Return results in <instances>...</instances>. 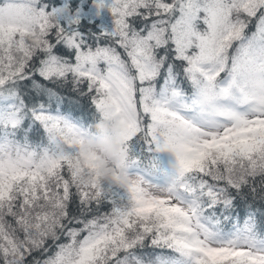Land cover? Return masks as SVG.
<instances>
[{
    "label": "snow or ice",
    "instance_id": "1",
    "mask_svg": "<svg viewBox=\"0 0 264 264\" xmlns=\"http://www.w3.org/2000/svg\"><path fill=\"white\" fill-rule=\"evenodd\" d=\"M94 6L0 0V264H264V0Z\"/></svg>",
    "mask_w": 264,
    "mask_h": 264
},
{
    "label": "clouds",
    "instance_id": "2",
    "mask_svg": "<svg viewBox=\"0 0 264 264\" xmlns=\"http://www.w3.org/2000/svg\"><path fill=\"white\" fill-rule=\"evenodd\" d=\"M119 131L120 125L115 118L99 119L93 126L92 135L84 143L83 151L96 165L95 172L100 182L111 181L126 187L131 177L126 170L117 169L112 163V158L120 152L121 146L116 140Z\"/></svg>",
    "mask_w": 264,
    "mask_h": 264
},
{
    "label": "trees",
    "instance_id": "3",
    "mask_svg": "<svg viewBox=\"0 0 264 264\" xmlns=\"http://www.w3.org/2000/svg\"><path fill=\"white\" fill-rule=\"evenodd\" d=\"M92 0H76V3L81 8V23L86 29H90L94 32H101L103 30L111 29L113 25V21H103L100 20L97 14L93 13L90 9V3ZM85 113L88 111L87 101H84V109ZM39 135V134H37ZM35 138V136H34ZM161 159L167 162L169 159L165 157L164 154H161Z\"/></svg>",
    "mask_w": 264,
    "mask_h": 264
},
{
    "label": "rangeland",
    "instance_id": "4",
    "mask_svg": "<svg viewBox=\"0 0 264 264\" xmlns=\"http://www.w3.org/2000/svg\"><path fill=\"white\" fill-rule=\"evenodd\" d=\"M105 2H106V5H107V4H109L111 2V0H105ZM91 11L93 13L97 14V9L94 6V1L91 4ZM97 16L99 17L100 20L102 19L104 22L106 20L107 21H113L112 15H111V13H110V11H109L107 6L104 9L100 10L99 15H97ZM164 155H165V157L167 159H170V157H169V155L167 153H164ZM161 180H163V179H161Z\"/></svg>",
    "mask_w": 264,
    "mask_h": 264
}]
</instances>
